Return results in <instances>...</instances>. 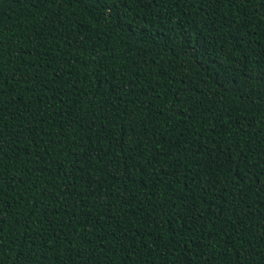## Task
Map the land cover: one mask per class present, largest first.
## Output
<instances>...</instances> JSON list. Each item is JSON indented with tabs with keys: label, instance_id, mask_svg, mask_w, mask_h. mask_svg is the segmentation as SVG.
<instances>
[{
	"label": "trees",
	"instance_id": "obj_1",
	"mask_svg": "<svg viewBox=\"0 0 264 264\" xmlns=\"http://www.w3.org/2000/svg\"><path fill=\"white\" fill-rule=\"evenodd\" d=\"M264 0H0V264H264Z\"/></svg>",
	"mask_w": 264,
	"mask_h": 264
},
{
	"label": "snow or ice",
	"instance_id": "obj_2",
	"mask_svg": "<svg viewBox=\"0 0 264 264\" xmlns=\"http://www.w3.org/2000/svg\"><path fill=\"white\" fill-rule=\"evenodd\" d=\"M32 2L37 8H42L48 3V0H32ZM97 2H102V0H97ZM262 175H264V173H262Z\"/></svg>",
	"mask_w": 264,
	"mask_h": 264
}]
</instances>
